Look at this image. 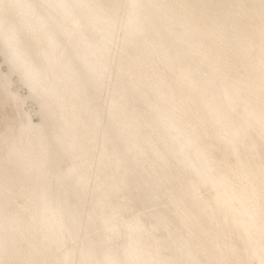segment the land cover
<instances>
[{
  "label": "bare ground",
  "instance_id": "bare-ground-1",
  "mask_svg": "<svg viewBox=\"0 0 264 264\" xmlns=\"http://www.w3.org/2000/svg\"><path fill=\"white\" fill-rule=\"evenodd\" d=\"M0 57V264H264V0H0Z\"/></svg>",
  "mask_w": 264,
  "mask_h": 264
},
{
  "label": "rangeland",
  "instance_id": "rangeland-1",
  "mask_svg": "<svg viewBox=\"0 0 264 264\" xmlns=\"http://www.w3.org/2000/svg\"><path fill=\"white\" fill-rule=\"evenodd\" d=\"M0 66H1V69H2V71H6V65L3 63V61H2V59H1V57H0ZM16 78L17 77H14V81H15V84H14V86H13V89L16 91H18L21 95H26V93H27V91H26V87H24V86H21L20 84H19V82H18V78H17V80H16ZM17 84V85H16ZM17 86V87H16ZM15 87V88H14ZM36 105V103L35 102H33V101H27V103L24 105V110L26 109L27 111H28V113H29V115H30V117L32 118V120H33V122H35V123H37L38 121H39V115H37V108H35V107H37V106H35ZM16 109L14 108V107H12V106H9V107H7L6 108V111H7V113H6V111H5V114H6V116H8V118H14L16 115H15V111ZM25 110V111H26ZM8 111L10 112V113H8ZM34 113V114H33ZM10 115H12V116H10ZM0 129H1V127L2 128H4V125H3V122H0Z\"/></svg>",
  "mask_w": 264,
  "mask_h": 264
}]
</instances>
